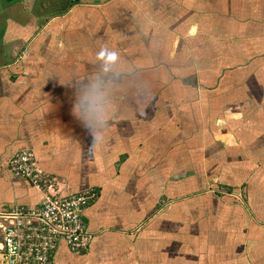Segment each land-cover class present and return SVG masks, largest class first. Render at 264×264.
I'll list each match as a JSON object with an SVG mask.
<instances>
[{
    "label": "crops",
    "instance_id": "0c3cea01",
    "mask_svg": "<svg viewBox=\"0 0 264 264\" xmlns=\"http://www.w3.org/2000/svg\"><path fill=\"white\" fill-rule=\"evenodd\" d=\"M105 46L133 72L97 146L73 85ZM25 151L51 194L97 193L53 264H264V0H0V213L43 201Z\"/></svg>",
    "mask_w": 264,
    "mask_h": 264
},
{
    "label": "built area",
    "instance_id": "2783aa9c",
    "mask_svg": "<svg viewBox=\"0 0 264 264\" xmlns=\"http://www.w3.org/2000/svg\"><path fill=\"white\" fill-rule=\"evenodd\" d=\"M7 169L42 194L43 201L33 209L17 207L0 213V264H52L60 244L75 255L88 251L93 236L86 230L83 213L94 204L96 192L51 194L31 152L14 155Z\"/></svg>",
    "mask_w": 264,
    "mask_h": 264
},
{
    "label": "clouds",
    "instance_id": "9594fccd",
    "mask_svg": "<svg viewBox=\"0 0 264 264\" xmlns=\"http://www.w3.org/2000/svg\"><path fill=\"white\" fill-rule=\"evenodd\" d=\"M99 58L102 63L97 71L73 85L77 93L73 115L97 146L104 142L110 121L116 115L112 97L122 87L125 77L133 72L131 68L125 69L118 53L107 46L101 49Z\"/></svg>",
    "mask_w": 264,
    "mask_h": 264
},
{
    "label": "trees",
    "instance_id": "16d2710c",
    "mask_svg": "<svg viewBox=\"0 0 264 264\" xmlns=\"http://www.w3.org/2000/svg\"><path fill=\"white\" fill-rule=\"evenodd\" d=\"M220 189L223 190V192L225 193V194H222V193H219V192L217 191V194L220 195V196L229 195V194L232 193V190H233V189H231V188H229V187H227V186L220 187ZM96 194H97V193H96ZM94 203H95V202H94ZM93 205H94V204H93ZM93 205H92V206H93ZM92 206H91V207H92ZM91 207H90V208H91ZM83 222H84V221H83ZM92 241H93V238H92ZM92 241H91V243H92ZM90 245H91V244H90ZM89 248H90V247H89ZM86 252H87V251H86ZM86 252H85V253H86ZM85 253H82V254H85ZM82 254H80V255H82ZM54 258H55V256H54ZM53 262H54V259H53ZM53 262H52V264H53Z\"/></svg>",
    "mask_w": 264,
    "mask_h": 264
},
{
    "label": "rangeland",
    "instance_id": "374dc122",
    "mask_svg": "<svg viewBox=\"0 0 264 264\" xmlns=\"http://www.w3.org/2000/svg\"><path fill=\"white\" fill-rule=\"evenodd\" d=\"M217 190H218L219 193L225 194V193L223 192V190H221L220 188L217 189Z\"/></svg>",
    "mask_w": 264,
    "mask_h": 264
}]
</instances>
